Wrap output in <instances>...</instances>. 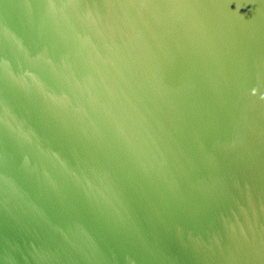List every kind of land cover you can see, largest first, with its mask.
Segmentation results:
<instances>
[{"label":"water","instance_id":"obj_1","mask_svg":"<svg viewBox=\"0 0 264 264\" xmlns=\"http://www.w3.org/2000/svg\"><path fill=\"white\" fill-rule=\"evenodd\" d=\"M0 264H264V0H0Z\"/></svg>","mask_w":264,"mask_h":264}]
</instances>
